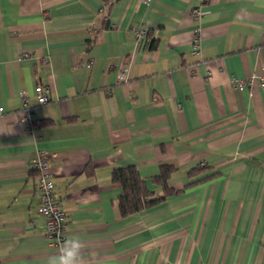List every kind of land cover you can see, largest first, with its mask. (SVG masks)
<instances>
[{
  "label": "crops",
  "instance_id": "1",
  "mask_svg": "<svg viewBox=\"0 0 264 264\" xmlns=\"http://www.w3.org/2000/svg\"><path fill=\"white\" fill-rule=\"evenodd\" d=\"M263 72L264 0H0V264L58 253L37 213L36 154L63 240L81 237L91 264H264ZM162 165L177 192L120 217L110 171L132 166L161 194L149 178Z\"/></svg>",
  "mask_w": 264,
  "mask_h": 264
},
{
  "label": "built area",
  "instance_id": "2",
  "mask_svg": "<svg viewBox=\"0 0 264 264\" xmlns=\"http://www.w3.org/2000/svg\"><path fill=\"white\" fill-rule=\"evenodd\" d=\"M143 3H148L150 0H140ZM204 2V0H201ZM190 15L193 18H198L200 15L199 7L191 9ZM133 34L135 38L136 45L145 39L146 30L142 27H135L133 29ZM198 50L196 40L192 42V53L195 54ZM41 64L46 65L47 60L41 59ZM127 65L119 68L114 73V83H122L126 81ZM260 87L264 88V72L259 79ZM33 93L35 97V102L38 105L44 104L47 101L48 88L40 85L33 87ZM1 113V107H0ZM20 123L24 124L27 129L31 130L33 127L32 116L30 110L23 107L18 117ZM30 170H33L36 174V179L34 182V188L38 196V207L37 213L40 218L42 225L45 228V237L47 241L54 247H58L60 242L63 240V235L66 230V225L64 222V215L58 205V201L53 194V185L49 178V162L46 160L44 155L36 154L34 155L29 163Z\"/></svg>",
  "mask_w": 264,
  "mask_h": 264
},
{
  "label": "trees",
  "instance_id": "3",
  "mask_svg": "<svg viewBox=\"0 0 264 264\" xmlns=\"http://www.w3.org/2000/svg\"><path fill=\"white\" fill-rule=\"evenodd\" d=\"M154 43L150 44L153 48ZM173 168L168 165L159 166L157 174L149 178V182L160 187V193L146 188L144 180L140 177L138 171L132 167L114 168L110 171L109 179L112 184L120 187V193L117 197L116 209L120 217H126L157 205L164 200V197L177 191L167 186L168 180ZM198 169H192L187 176L190 177L198 173Z\"/></svg>",
  "mask_w": 264,
  "mask_h": 264
},
{
  "label": "clouds",
  "instance_id": "4",
  "mask_svg": "<svg viewBox=\"0 0 264 264\" xmlns=\"http://www.w3.org/2000/svg\"><path fill=\"white\" fill-rule=\"evenodd\" d=\"M86 242L77 236L60 242L58 253L48 257L47 264H91Z\"/></svg>",
  "mask_w": 264,
  "mask_h": 264
}]
</instances>
